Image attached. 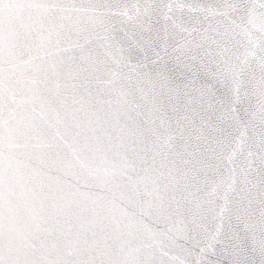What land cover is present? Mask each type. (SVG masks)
Wrapping results in <instances>:
<instances>
[{
	"label": "snow or ice",
	"instance_id": "6c2138e0",
	"mask_svg": "<svg viewBox=\"0 0 264 264\" xmlns=\"http://www.w3.org/2000/svg\"><path fill=\"white\" fill-rule=\"evenodd\" d=\"M0 264H264V0H0Z\"/></svg>",
	"mask_w": 264,
	"mask_h": 264
}]
</instances>
